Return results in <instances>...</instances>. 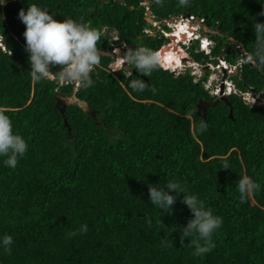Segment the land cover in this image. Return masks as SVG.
<instances>
[{
	"label": "trees",
	"instance_id": "16d2710c",
	"mask_svg": "<svg viewBox=\"0 0 264 264\" xmlns=\"http://www.w3.org/2000/svg\"><path fill=\"white\" fill-rule=\"evenodd\" d=\"M28 4L101 32L91 87L60 81L59 66L50 79L32 82L18 18ZM262 8L259 0H191L190 7L177 0L162 6L152 0H6L0 6L7 48L0 45V107L28 151L15 168L0 158V236L13 237L10 253L0 247V264H264V106L231 95V106H208L204 118L196 105L214 97L201 80L164 67L144 76L129 66L127 74L115 66L108 34L115 31L129 48L159 50L170 38L152 30L147 14L165 29L166 21L191 14L213 31L214 46L205 54L180 44L185 53L202 63L222 55L234 62L254 49L253 23L264 22ZM130 79L147 88L132 91ZM235 80L240 91L259 92L264 66L244 63ZM58 98L72 101L63 107ZM201 122L207 128L198 133ZM225 160L228 169L221 168ZM243 175L261 187L241 203L236 184ZM169 180L223 219L215 247L203 257L193 255L190 237L181 241L179 228L192 218L188 207L178 198L164 214L148 199L150 183L163 187ZM84 224L88 231L81 233ZM174 225L177 231H170Z\"/></svg>",
	"mask_w": 264,
	"mask_h": 264
},
{
	"label": "clouds",
	"instance_id": "9594fccd",
	"mask_svg": "<svg viewBox=\"0 0 264 264\" xmlns=\"http://www.w3.org/2000/svg\"><path fill=\"white\" fill-rule=\"evenodd\" d=\"M163 2L164 0H152V3L156 6H162ZM5 3L6 0H0V6H3ZM177 3L180 7L191 6V0H177ZM259 3L264 6V0H259ZM190 15H181L170 21H166L165 23L170 22V24L163 23L167 29L163 28L161 31L182 52H185L183 47H181L182 44L186 48L195 44L197 51L211 54L212 47L214 46V40L211 38L213 31L204 24V20L201 22L199 17L192 15L193 18H190ZM259 15H264V8H262ZM18 18L25 25L23 32L25 41L24 50L28 53L30 76L34 84L50 79L52 76L51 70L56 66H59L60 69L57 78L66 84H75L77 88L82 87L85 89L94 84L91 74L94 68L101 63V55L97 47L101 39V32L98 29L72 19L57 20L54 18L53 13H50L47 9L40 8L36 4H28L26 10L20 9ZM0 19H2V16H0ZM181 27H183V30H180ZM253 29L255 33L254 49L251 52L240 53L234 62L222 55L215 60L212 58L202 63L194 61L185 53L192 62L204 66L200 76L203 86L214 72L207 64H217L219 59H224L231 66L237 65L240 58H245L246 62L244 63L255 62L259 66H264V22L255 21ZM187 39L191 41L189 44L186 42ZM115 41H118V36ZM120 44L126 46V48L119 56L118 50L121 45L117 47L116 53L118 54L119 62L122 65L127 64L131 66L137 73L150 76L154 71L162 67L173 72L178 69L165 66L166 61L162 58V55L165 56L167 53H162L163 50H161L164 45L159 50H155L148 47L129 48L125 43ZM0 45H3L7 50L4 37L0 39ZM183 55L180 52L178 56L185 59ZM116 65L119 68L118 64ZM190 65L192 66L186 68V71L193 72L191 74L195 77L198 73V67L193 66L191 62ZM241 66H237L236 73H233L229 77L234 84L235 91L229 93H222L221 91L220 95H211L206 89L207 92L214 97V100L223 96L228 98L231 95H237L244 103L251 107L264 106V104L250 105L243 98L247 91L253 89L248 87L245 91H240L235 77L238 76ZM206 67L207 69H205ZM179 68L181 69L182 65ZM205 71H209V73L207 78L203 80L206 74ZM126 87L134 92H143L147 88V84L141 79H130ZM263 90L264 88L261 91ZM153 91L155 90L153 89ZM261 91L255 92L260 93ZM6 111L5 108L0 107V158H4V166L15 168L19 158L23 157L28 151V144L20 134L13 131V122L9 115L6 114ZM206 128L207 125L201 122L196 131L203 133L206 131ZM221 168H230L227 160L223 162ZM236 187L241 203H243L248 196L258 191L261 186L248 175H243L237 181ZM180 193H183L182 197H179ZM178 198L192 213V218L187 221V224L179 228L181 241L183 242L184 238L190 237V243L194 246L193 255L203 257L215 247L213 235L222 227L223 219L215 215L211 209L205 208L202 201L196 195L186 194L184 186L178 182L169 180L163 187L152 186L151 183L148 185V199L151 205L163 210L164 214L173 212V206ZM160 226L163 229L168 228L163 225L162 221H160ZM87 231L88 226L86 224L81 225L79 232L86 233ZM170 231H177V227L175 225L172 226ZM76 234V232L71 233V235ZM12 244L13 237L11 235L0 236V247L5 252H11L10 246Z\"/></svg>",
	"mask_w": 264,
	"mask_h": 264
},
{
	"label": "built area",
	"instance_id": "2783aa9c",
	"mask_svg": "<svg viewBox=\"0 0 264 264\" xmlns=\"http://www.w3.org/2000/svg\"><path fill=\"white\" fill-rule=\"evenodd\" d=\"M190 18H193L192 15H190ZM200 21L202 22L203 19L200 18ZM188 44L191 42L187 39L186 41ZM122 46V45H121ZM126 48V46H124ZM117 49V47H116ZM115 49V52L117 50ZM246 62L245 58H240L237 65L231 66L224 59H219V62L217 64L208 63L207 66L213 70V74L209 76L208 81L204 84V88L209 91L211 95H220L221 91L222 93H229L231 91H235L234 84L232 80L229 78L233 73H236L237 66H241L242 63ZM190 64V63H189ZM191 64L196 65L198 67V73L196 74L194 80L197 82L200 80V76L202 74L203 65H200L196 62H191ZM186 72V68L183 67L180 70V73ZM193 73V72H191ZM223 86V88H222ZM263 94V95H262ZM246 99L250 105H263L264 104V90L260 93H257L253 90H249L245 93V96L243 97Z\"/></svg>",
	"mask_w": 264,
	"mask_h": 264
},
{
	"label": "rangeland",
	"instance_id": "374dc122",
	"mask_svg": "<svg viewBox=\"0 0 264 264\" xmlns=\"http://www.w3.org/2000/svg\"><path fill=\"white\" fill-rule=\"evenodd\" d=\"M143 5L144 6H147L146 5V3H143ZM147 16H148V19L151 21V23L153 24V28L154 29H152V30H154V32L156 31V30H162L163 29V27H162V25H160V23L157 21V22H154L153 21V19L151 18L152 16H150V14H147ZM165 24H170V22L168 23H165ZM105 31H107L106 29H104ZM153 32V31H152ZM108 34H110V38H111V40L112 41H114V40H116L117 39V33L115 32V31H112V32H108ZM116 42H118V41H115V43H114V46H116V47H120L119 45H121L119 42L118 43H116ZM117 50V49H116ZM161 50H164V52L163 53H167V51L168 50H172V41L170 40L169 41V43H166L162 48H161ZM125 51V48H124V45H122L121 47H120V49L118 50V54H119V56H120V54H122L123 52ZM182 51V50H181ZM182 54H184L183 56H185V57H187V58H189L186 54H185V52L183 51V52H181ZM162 58H164V56L162 55ZM191 58V57H190ZM118 59H119V57H118ZM192 59V58H191ZM163 60V59H162ZM116 62H115V64H118V66H119V68H124V69H126V71H128L127 72V74H129V65H127V64H124V65H122L118 60H115ZM115 66H117V65H115ZM190 66H192V65H190V64H188V63H185L184 64V66L182 65V68L183 67H185V68H188V67H190ZM193 66H196V65H193ZM118 68V67H117ZM180 68H178L175 72H180Z\"/></svg>",
	"mask_w": 264,
	"mask_h": 264
},
{
	"label": "water",
	"instance_id": "95a60500",
	"mask_svg": "<svg viewBox=\"0 0 264 264\" xmlns=\"http://www.w3.org/2000/svg\"><path fill=\"white\" fill-rule=\"evenodd\" d=\"M108 54H112V53H108ZM205 69H207V67ZM71 101H72V99L69 98L67 100L65 99L64 102H63V99L62 98H58L57 104L63 103V107H64L65 105L71 104ZM220 101H225V102H227L229 104V106H231V104L229 102V99L227 97H225V96L220 97V98H217V99H215V100H213L211 102H209L207 100H204V99H199V101H198V103L196 105V107H197V113L199 115H202L205 118L206 117L207 107L208 106H214V105H216ZM84 103H85V101H79L77 104H80L82 106ZM231 110H230V113H231ZM201 111H202V113H201Z\"/></svg>",
	"mask_w": 264,
	"mask_h": 264
},
{
	"label": "bare ground",
	"instance_id": "6f19581e",
	"mask_svg": "<svg viewBox=\"0 0 264 264\" xmlns=\"http://www.w3.org/2000/svg\"><path fill=\"white\" fill-rule=\"evenodd\" d=\"M180 30H183V27H181ZM163 52L164 50L162 51V53ZM180 52L182 51L179 48L175 47L174 44H172V50H168L167 54L164 56V60L166 61L165 66L177 69L181 65L184 66L185 63L192 62L189 58L184 57L185 59H182L181 57H179L178 55Z\"/></svg>",
	"mask_w": 264,
	"mask_h": 264
}]
</instances>
